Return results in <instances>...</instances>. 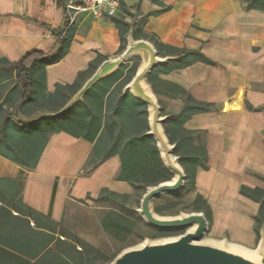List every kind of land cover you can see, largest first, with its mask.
Returning <instances> with one entry per match:
<instances>
[{"label":"crops","instance_id":"obj_1","mask_svg":"<svg viewBox=\"0 0 264 264\" xmlns=\"http://www.w3.org/2000/svg\"><path fill=\"white\" fill-rule=\"evenodd\" d=\"M64 1L0 0V58L16 63L27 51L43 52L38 61L31 57L24 61L30 71V96L42 99L41 105L57 85L83 84L89 75L81 80V73L92 61L99 59L98 65L120 54L121 39L112 17L97 19L81 12L67 26ZM119 2L116 15L129 25L127 36L132 37L139 27L164 44L199 49L212 61H196L158 76L184 88L197 101L213 103L212 111L194 114L181 125L184 130L202 132L207 151V167L194 172L193 193L206 199L215 232L226 230L229 241L252 247L258 237L254 217L260 206L239 188H255L254 175L264 176V11L247 8L243 0ZM138 18H144V24ZM68 34L64 56L44 63ZM5 93L0 87V103ZM162 98L169 114L183 110L182 94L167 93ZM39 104L17 103L9 111L19 120H32L33 114H25L22 108L37 110ZM93 145L63 130L51 133L32 168L0 155V177L22 180L21 198L27 206L95 243L106 232L101 225L103 207L86 203V197L100 199L101 193L129 197L135 189L130 182L117 179L119 154L89 172L84 169Z\"/></svg>","mask_w":264,"mask_h":264},{"label":"trees","instance_id":"obj_2","mask_svg":"<svg viewBox=\"0 0 264 264\" xmlns=\"http://www.w3.org/2000/svg\"><path fill=\"white\" fill-rule=\"evenodd\" d=\"M243 1L246 2L247 8L255 7L264 11V0ZM163 8V10L167 9V7ZM159 11H155L154 13ZM112 21L118 29L122 46L126 40V34L130 29L129 25L121 17H112ZM144 22L145 19L143 18L140 23L144 24ZM70 37L71 34H68L62 46L57 49L56 52L52 53V56L45 57L43 62L50 64L62 58L67 51ZM152 44L155 46L158 53L163 52L162 55L164 56L170 55L174 57L160 65L162 66L160 73H168L173 69L182 68L196 61L207 64L212 63V61H210L199 49L178 48L170 44L162 43L157 37ZM30 57L33 58L34 61H38V57L44 56L43 52L39 50H30L25 52L22 58L16 63L9 62L4 57L0 58V87L4 88L6 92L0 103V155L26 168H32L37 163L38 156L46 144L47 136L51 133L63 130L69 134L71 133L74 136L85 138L94 143L92 152L84 165V169H87L88 172L99 164V162L104 161L116 153L121 157V169L117 175V179L130 182L133 186L139 182L147 183L148 180L145 174L146 167L144 164L142 165V156L145 154L143 153L142 156H138L137 153L139 142L141 140L145 141L151 139L147 134H143L142 137L138 139L131 138L128 140L125 144V148L128 149L126 152L120 149L118 144L108 148L109 135H111V139L115 136V128L119 127L121 131H119L115 137L120 139L126 133L132 134V137L135 136L133 131L129 130V128L133 125L137 129L139 125V120L133 117V111L137 109L136 105L134 103H130L128 107L121 105V100L126 97V93L119 95L113 108L110 107L112 99L111 92L114 91L117 85L116 79H112L111 74L105 76L107 79L106 83L101 86L100 94L96 95L97 110L91 118H88L84 112L76 111L66 120L67 122L64 125L57 124L53 117L47 115L36 116L32 120L26 121L19 119L14 121L12 119V112L6 111L10 107L15 106L17 103H25L26 101H28V103L32 101L40 103L42 100L37 99L36 96H30V71L24 62ZM98 60L92 61L88 70L81 73V80L87 75L90 76L96 70ZM2 66H6V68L10 69L12 68L13 76L10 77L8 73L3 70ZM156 68L155 66L147 75V78H150ZM11 78H13V82H10ZM2 81L3 84H1ZM78 82L65 86L57 85L54 93L48 94L47 97L43 98V101L47 103V100L59 96L61 89L73 87L80 83ZM83 84L80 83L77 90H79ZM170 85L176 88L180 94L184 95L183 110L178 115H175V123L182 125V122L190 116L200 112L212 111L215 108L213 103L195 100L184 88L173 83H170ZM110 89L111 91L108 93ZM106 93H108L107 96L109 97L105 104L107 110L105 109V113L103 112L102 114V96ZM14 96H18V99L12 100ZM10 100L12 101L10 102ZM3 105L5 108H3ZM24 109L23 106L22 111L26 114L28 109ZM111 111H113L112 114ZM70 124L77 125L80 131H77L74 127H70ZM182 130L188 135L195 133V131ZM102 136H104V141L101 140ZM151 151L156 161L159 162L160 154L157 148H152ZM188 158L193 165V180L196 168L207 167V151H205L204 145H201L200 148H194L190 152ZM163 177L167 176L164 175ZM170 178L171 177L159 181ZM22 188V180L0 177V264H53V257L63 261L64 264H74L73 256L70 253L68 254V252L77 250L76 240L79 241L78 236L64 227L62 223H58L48 215L42 214L32 207L27 206L21 198ZM256 191H258V188H251L247 185H241L239 188V192L243 196L245 195L258 202V199L253 198ZM259 206V212L255 219L260 220L261 218L264 220V200L259 202ZM112 216V212H107L105 217L102 218L101 225L104 227L105 231L108 230V222L111 220ZM31 219L33 220V227L30 226ZM57 242L66 245V250L57 252L53 246L54 243Z\"/></svg>","mask_w":264,"mask_h":264},{"label":"rangeland","instance_id":"obj_3","mask_svg":"<svg viewBox=\"0 0 264 264\" xmlns=\"http://www.w3.org/2000/svg\"><path fill=\"white\" fill-rule=\"evenodd\" d=\"M136 12L137 11L134 10L133 14H135ZM113 18H119V15H115L113 16ZM141 19L142 18H138V22H140ZM132 37L144 38L150 41L151 43H153V41L156 39L153 34L144 33L139 27L138 29L132 31ZM126 41L127 38L124 44L120 47L118 54L126 44ZM158 54L160 56H164L162 55L163 52H160ZM171 57L174 58L173 56ZM141 62L142 55L140 53L138 55H133L127 61H125L124 64L119 66L118 69L111 73V78L116 79L117 85L115 86L114 91L111 92L112 106L110 105V107L113 108L119 95L124 93L123 88L125 84L128 83L132 76L135 74ZM160 65L161 64L156 65V70H154L150 78L146 77L145 81L151 91L154 93V95H160V97H158V95L156 96L160 105L161 115L165 116V119L162 122L163 128L170 143L172 142L175 145L173 152L178 156V161L184 169L185 181L182 188L178 192L172 194H161L157 198H155L152 202L153 210H155L158 215L160 214L165 216H173L181 212H203L207 218V221L209 222V228L204 237L207 239L214 240L223 238L230 240L228 231H214L213 224L211 222V210L206 204V199L203 196L195 195L193 193V165L190 163L188 157L190 152L194 148H200L201 145H204L203 135L200 131L197 133H191L189 135L184 133L181 128V125L179 123H175V115L172 113L169 114V109L165 104L162 95L167 93H174L178 95L181 94L176 90V88L172 87L169 83L167 84L165 81L159 78L158 74L162 69V66ZM2 68L8 73L10 77L13 76L12 68H6V66H2ZM106 80L107 79L105 77L97 80V82L83 94L80 100L71 105L69 103L74 99V96L78 91L77 88L79 87V82V84L73 87L61 89L59 96L47 100V103L44 105H41L44 102H40L37 110L28 109L27 113L33 114V117L40 115L51 116L54 118V121L57 124L62 125L66 124V120L69 119V117L73 115V113L76 111L84 112L88 118H91L94 116L97 110L96 95L100 94L99 92L101 91V86L106 83ZM13 81V78H11L10 82ZM110 91L111 89L108 91V93ZM108 93L102 96V114L103 112L105 113V109L107 110V108H105V104L106 101L109 99V97L107 96ZM125 93L126 97L121 100V105L124 107H128L130 103H134L137 108L134 109L135 111H133V117L136 118V120H139V125L137 126V129L133 125H131L129 128V130L133 131V134H135V136L132 137V134L126 133L120 139L115 138L116 134L120 131L119 127H117L114 130L115 136L111 139V135H109L110 138H108V148L110 146L113 147L118 144L119 148L124 150V152L128 150L125 148V144L128 140H130L131 138L138 139L139 137H142L143 134H147V131L149 129V124L147 121L148 111L146 110V106L143 104V102L137 100L134 96H132L128 91H126ZM17 99L18 96H14L12 100ZM12 100H10V102ZM6 111H9V109ZM112 112L113 111H111V114ZM18 118L21 119V117L19 116ZM12 119L14 121L17 120V118L13 114ZM70 127H74L77 129V131H80L77 128L78 126L75 124H72ZM149 137L151 138L150 140H141L137 147L138 156H142L143 153L145 154L144 156H142V165L144 164V166L146 167L145 174L148 180L147 183H137L134 186V194L129 197H110L108 195H105L104 193H101L100 199L96 200L89 199L88 197H86V203L91 204L93 206L96 205L103 207L102 217H105L107 212H112L113 216L108 222V230L104 232L102 236L96 239L95 243L85 241L78 236L79 241L76 240L77 250H74L73 252H68V254H72L74 264H103L115 257L119 250L134 244H138L145 238L160 239V237H173L174 235L183 233V229L163 230L152 227L149 224H146L136 211L139 206V201L142 197L141 195L144 193V190L148 185L157 184L159 180L172 176L171 173L167 170V168L163 165L160 156L159 162L156 161L153 152L151 151L152 148L156 149V143L151 136ZM103 139L104 136H102L101 140L104 141ZM163 174L167 177H163ZM254 177L257 178L256 182L258 187L256 186V188H258V191H256V194H254L253 198L258 199L259 203L261 200H264V176L258 174L254 175ZM255 217V229L258 237L254 245L250 248H255L260 237L259 232L260 230H264V220L261 218L260 220H258L255 219ZM30 226L33 227L32 219L30 220ZM53 246L57 252L66 250V245L62 244L61 242L54 243ZM52 260L53 264H64L63 261L59 260L56 257H53Z\"/></svg>","mask_w":264,"mask_h":264},{"label":"water","instance_id":"obj_4","mask_svg":"<svg viewBox=\"0 0 264 264\" xmlns=\"http://www.w3.org/2000/svg\"><path fill=\"white\" fill-rule=\"evenodd\" d=\"M127 41L119 55L101 61L96 70L83 82L70 105L81 99L83 94L97 80L110 75L133 55H142L135 74L125 84L123 92L128 91L137 100L143 102L148 111L149 129L163 165L171 173V178L148 185L141 195L136 209L142 220L152 227L163 230L183 229V233L160 239L145 238L138 244L125 247L117 255L103 264H264V230H260L255 248L245 247L228 239H207L204 237L209 222L203 212H181L173 216L158 215L152 202L161 194L178 192L184 184V169L173 152L175 145L167 138L157 96L145 81L147 75L157 64L166 63L172 57L160 56L155 46L144 38Z\"/></svg>","mask_w":264,"mask_h":264},{"label":"built area","instance_id":"obj_5","mask_svg":"<svg viewBox=\"0 0 264 264\" xmlns=\"http://www.w3.org/2000/svg\"><path fill=\"white\" fill-rule=\"evenodd\" d=\"M119 5V0H65L63 12L67 18L66 25H72L81 12H89L97 19L113 17Z\"/></svg>","mask_w":264,"mask_h":264}]
</instances>
